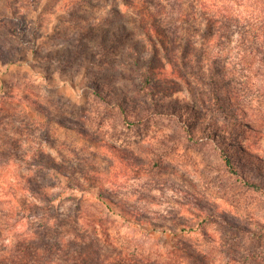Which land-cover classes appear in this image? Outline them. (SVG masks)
Wrapping results in <instances>:
<instances>
[{"label":"rangeland","instance_id":"1","mask_svg":"<svg viewBox=\"0 0 264 264\" xmlns=\"http://www.w3.org/2000/svg\"><path fill=\"white\" fill-rule=\"evenodd\" d=\"M169 2L0 0V264H264V0Z\"/></svg>","mask_w":264,"mask_h":264},{"label":"trees","instance_id":"2","mask_svg":"<svg viewBox=\"0 0 264 264\" xmlns=\"http://www.w3.org/2000/svg\"><path fill=\"white\" fill-rule=\"evenodd\" d=\"M128 121V120H127ZM141 119L134 121L133 123L135 125H138L141 123ZM225 155V163L228 169L232 170L235 173H238V170L236 169L235 165L233 164L232 158L229 157L225 152H223ZM250 186H253L257 189L260 188L259 185L256 184H248ZM1 218V217H0ZM1 225V224H0ZM43 234L40 238L39 241L37 240H30V241H22L20 243V248L19 249H24L27 254H29L33 258H42L46 259L49 258L48 255H51L53 252H65L64 254H69V253H75V254H80L78 260L75 262L77 263H82V264H124L122 263L123 261L119 259L109 261V259L102 258V254L100 253V247L95 241V238H91V241L85 240V238L79 236H76L75 239H70L67 240L65 243L61 242L60 240H56L52 242V239L50 240L51 237H48L49 234L47 235V231L43 230ZM51 235V234H50ZM40 237V236H39ZM187 253V252H186ZM197 256L200 257V262L202 264H212L214 261H208V256L206 253L202 252H195ZM122 254V253H120ZM188 254V253H187ZM63 257V256H62ZM61 257V260L64 258ZM38 260V259H37ZM120 260V261H119ZM127 260V259H126ZM164 259L162 261L161 257H152L146 256L142 257L139 260V264H165L167 263ZM128 264H130L131 260H127ZM216 261V260H215Z\"/></svg>","mask_w":264,"mask_h":264},{"label":"clouds","instance_id":"3","mask_svg":"<svg viewBox=\"0 0 264 264\" xmlns=\"http://www.w3.org/2000/svg\"><path fill=\"white\" fill-rule=\"evenodd\" d=\"M192 0H179L184 9H188L189 3ZM163 6L164 11H158ZM171 3L169 0H130L129 6L120 5L121 12L132 18L135 22L141 23L144 21H151L153 17L167 16L171 10ZM107 10L101 15L106 14ZM144 38V37H141Z\"/></svg>","mask_w":264,"mask_h":264}]
</instances>
